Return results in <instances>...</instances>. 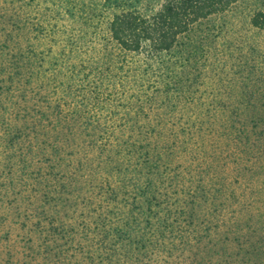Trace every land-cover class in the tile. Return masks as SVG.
Returning <instances> with one entry per match:
<instances>
[{"label":"trees","instance_id":"obj_1","mask_svg":"<svg viewBox=\"0 0 264 264\" xmlns=\"http://www.w3.org/2000/svg\"><path fill=\"white\" fill-rule=\"evenodd\" d=\"M38 1H3L35 40L0 43V74L35 85L25 127L0 118V147L28 143L0 211V253L24 243L6 264H188L167 238L185 239L179 217L264 168V0H51L70 27Z\"/></svg>","mask_w":264,"mask_h":264},{"label":"rangeland","instance_id":"obj_2","mask_svg":"<svg viewBox=\"0 0 264 264\" xmlns=\"http://www.w3.org/2000/svg\"><path fill=\"white\" fill-rule=\"evenodd\" d=\"M3 1L0 3V43H4L6 37L9 36L10 39L7 43L15 51L19 48L25 49L28 42L35 44L31 22L19 20L24 18L21 15L23 13L18 11L15 6ZM82 2L83 0H75L73 4L77 5V3L81 4ZM37 4L43 5L40 8L46 21L52 13L49 10H53V12L58 10L51 0H40ZM65 12V10L55 12L57 22L53 23L70 27L72 23L66 21ZM38 13L36 9L33 14L35 19ZM16 22L24 24L22 32H19ZM2 67L5 72L2 71V74H0V118L9 122L13 128L17 126L25 127L22 126L23 121L20 119L23 114L22 108L24 105L28 106L30 104L29 99L33 95L32 91L35 90V85L31 80H29V82H32L30 84L25 78L18 79L17 77H14L13 82L10 83L8 77L11 78V74L17 69L8 64ZM8 88L13 91V95L10 94V91H7ZM24 95L28 97L27 100L23 99L22 96ZM26 134L31 139L36 140L37 132L35 130H26L24 135ZM66 135V133L60 134L61 140L65 141ZM21 145L22 149H25L24 152L21 153V150H18L15 152V156L11 154L13 152L6 151L9 149L0 147L1 212L9 204L7 197L12 194L13 188L18 184L19 171L16 164L19 162L21 155L26 152L28 143L22 141ZM231 182L229 196H232L235 192L233 200L229 198V202H225L223 206H220L222 200L219 199L220 204L217 205V211L211 205V197L210 206L205 204V200L200 204V200L195 209L187 208L185 216L179 217L177 225L173 224L176 232L180 229L187 232L185 239L183 237L177 240L175 239L176 235H173V237L167 236L170 242L174 241L186 254L187 258L183 259L184 263L188 259V264H264V168L256 172L238 173L231 179ZM193 187H196L195 184H193ZM210 190L213 192L214 189L211 188ZM161 194L163 195L162 192ZM14 232L15 236L22 234V231L20 233L18 231ZM20 236L15 238L10 251L4 249L0 253V264L9 262V252L17 251L20 253L23 250L24 243L19 241L21 240ZM40 262H42L41 259Z\"/></svg>","mask_w":264,"mask_h":264}]
</instances>
